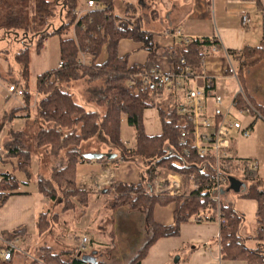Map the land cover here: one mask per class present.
Here are the masks:
<instances>
[{
    "label": "trees",
    "instance_id": "1",
    "mask_svg": "<svg viewBox=\"0 0 264 264\" xmlns=\"http://www.w3.org/2000/svg\"><path fill=\"white\" fill-rule=\"evenodd\" d=\"M79 0H0V31L20 37L30 34L35 38V51L39 53L44 39L50 36L59 37L60 56L63 62L39 74L36 78L35 116L40 122L32 141V149L26 142L29 139L24 128H9L2 143L3 160L16 162L14 170L24 173L29 179L28 168L32 163V150L41 151L43 157L51 158L48 175L39 173L36 184L38 193L48 201L60 206V212L81 206L79 214L83 215L89 202L88 192L77 188V167L85 159L84 153L99 150L85 149L102 135L108 147L104 153L115 154L117 161L136 157L142 165V181L139 183H111L105 188L109 195L108 207L114 209L122 203H129L132 209L143 208L146 212V225L149 237L137 254L127 264H140L149 247L161 237L175 236L179 233L182 223L186 222H218L219 234L215 240L219 244L222 260H241L247 264H264V252L250 249L240 234L244 217L234 208L233 202L227 198L229 191L224 187L222 199L215 200L212 194L217 184V176L226 181L230 177L244 184V192L239 196L256 201L255 212L257 235L261 237L264 226V188L262 179L256 170H251L247 159L225 157L221 164L216 165L213 153L201 154L194 145L189 134L185 148L178 145L183 129L192 131V124L186 116L178 112V103L170 102V97L178 98L175 90L169 92V98H163V89L155 85L153 79L145 85L141 76L152 68L154 57L160 54L168 60L175 71L183 67L181 60L196 71L202 66L203 57L214 48L221 50L217 41L209 38L193 37L188 42H179L170 48H159L153 42V33L142 29L131 22L130 14H115V0H89L96 7L77 16L74 12ZM88 1V0H86ZM263 26V1L255 0ZM133 8V6H130ZM60 19L56 26L53 21ZM73 27L74 38H62L64 29ZM264 36V30H263ZM142 42L148 51L144 64L129 66L126 55L118 54V42L121 39ZM92 56L90 64L79 62V54ZM105 54L102 62L97 60ZM225 54L231 61L235 75L242 89L256 112L264 118V109L253 102L246 94L244 87L245 70L253 65L264 63L263 46H243L239 50H226ZM1 57V51H0ZM14 59L19 67V78L13 84L19 85L27 103L30 92L28 88V65L30 57L28 48L16 52ZM10 73L9 70L6 74ZM12 74V71L11 73ZM139 75L135 77V75ZM0 77L4 78L0 69ZM9 78V76L7 77ZM84 80L88 83L100 82L87 88V102L95 106L87 109L78 103L67 89L70 83ZM135 80V85L129 82ZM237 106L243 107V95H236ZM148 108H156L161 125V133L147 135L144 131L143 112ZM27 109V104H26ZM18 111L12 110L4 114L2 122L10 121ZM125 117L135 132V144L127 147L120 140L121 117ZM102 152V150L100 151ZM108 159L102 157L95 161ZM175 174L180 177L182 195H153L149 187L159 175ZM0 207L7 198L17 193L19 180L11 172L0 173ZM174 203V219L171 225H161L154 221L152 210L155 205ZM58 213L49 209L37 215V233L43 235L49 231L52 223L57 220ZM26 230L18 227L5 232L0 237V253L8 250L9 243L24 237ZM13 250L11 249V255ZM37 264H98L85 262L74 252L54 253L47 245L37 249ZM11 262L0 256V264Z\"/></svg>",
    "mask_w": 264,
    "mask_h": 264
},
{
    "label": "crops",
    "instance_id": "2",
    "mask_svg": "<svg viewBox=\"0 0 264 264\" xmlns=\"http://www.w3.org/2000/svg\"><path fill=\"white\" fill-rule=\"evenodd\" d=\"M122 2L121 9L123 14L120 16H124L126 11L132 12L130 21L139 25L142 29L150 30L153 33V42L161 49L174 47L179 42H182L184 38L198 37L217 41L222 49L215 50L212 48L203 57L199 71L212 82L208 96L222 94L225 104L236 96L240 84L236 75L231 71L233 66L225 51L239 50L243 46H258L255 45L257 36L254 33L257 32L260 13L255 0H122ZM130 6H133V8ZM76 10L82 13L89 10L87 1L79 0ZM243 13H248L251 17V24L246 29L240 25V16ZM63 35H65V38H74V30L73 35L70 37L65 33ZM261 46L264 47V41ZM117 49L120 56L126 55L129 66L144 64L148 57V51L142 47V42H136L131 39H121L118 42ZM43 53H48L51 59L47 69L39 74L57 67L60 61L58 36L54 35L44 39L38 54L41 55ZM84 54L88 55L87 53ZM153 64L163 72H167L172 68L166 57L160 54V51L154 57ZM254 68L257 69L253 70ZM28 71H30V62ZM39 74L36 75V78ZM6 78L5 76L4 78L0 77V81H4L6 85L3 98L15 101L20 96L8 92ZM36 78L34 95H30L27 103L24 96L21 97L22 100L20 102H13L12 105L3 103L0 97L1 146L9 128L20 129L22 126L28 127L32 121H35L33 115L35 116L34 108L37 100L35 91ZM0 83L2 84V82ZM191 83L197 86L202 84L200 80L191 81ZM15 86L21 88L19 85ZM244 87L249 98L264 109V63H258L245 70ZM166 98H169L168 95H166ZM175 99L177 101V98L174 97H170L169 100L173 102ZM206 103L207 114L212 116L213 104L210 97L207 98ZM16 109L18 111L10 121L5 120L2 122L4 114ZM234 117L244 124L252 122L253 130L249 137H242L237 130L232 129L228 153L230 156L249 159L256 163V171L262 179V187L264 188V118L257 113L250 115L235 114ZM142 120L144 131L147 135L161 133V125L156 108L145 109ZM121 136L120 131L121 142L125 141L127 143L126 146L131 147L129 142ZM134 144L135 132L132 147ZM34 163H32L33 169L31 168L30 170V167L28 168L29 183L31 184L29 189L26 190L23 187L25 182L22 181V184L19 182L17 193L10 195L0 207V237L5 232L18 227H24L28 236H35L37 232V215L41 212V208H45L48 205V200L38 193L36 180L40 173V165L38 162ZM7 164L8 162L3 160L1 156L0 173L9 172ZM14 166L15 164L12 162V172H10L13 174L15 172ZM141 167V161L136 157L120 161L115 158L103 161L92 160L83 162L77 167V169L80 168L79 171L77 170V188L88 192L89 195L86 212L81 217L85 221L83 223L77 222V225L79 228L87 230V233H82L81 236L87 237L88 249L95 250L92 253L95 263L127 264L137 254L150 235L146 225L145 210L143 208L132 209L129 203H122L112 209L111 212L113 214L109 216L111 221H115V236H119V242H117V237L110 239L111 234L109 232L106 231V234H101L94 227L88 226L89 223L101 222L104 214L101 209L106 208L107 210L109 208L108 199L110 196L102 202L103 197L107 195L105 194V188L115 182L139 183L143 179ZM178 178L180 179V177ZM242 192H244V187H241L238 192L229 191L226 196L233 202L236 211L244 217L240 234L246 246L250 249H258L264 252V234L260 237L256 231V201L240 197L239 194ZM92 206L96 208L92 212L93 216H90V207ZM174 208V203L155 205L152 210L154 221L161 225H171L174 219ZM52 211L58 213L55 225L64 223L68 218V211L60 212V206L54 207ZM71 216L73 219L76 218L75 214ZM109 228H111L110 225L107 226V230ZM218 234V222L182 223L178 235L161 237L153 243L140 264H247L241 260H222L220 258L219 244L215 241L218 238ZM111 240L112 244L110 243ZM79 245L80 238H77L75 249H65L56 252L52 246H47L52 248L54 253L70 252L71 254V252H74L72 254L78 256ZM82 254L89 253L84 252ZM176 257L177 259L175 260ZM32 261L37 264L36 260Z\"/></svg>",
    "mask_w": 264,
    "mask_h": 264
},
{
    "label": "rangeland",
    "instance_id": "3",
    "mask_svg": "<svg viewBox=\"0 0 264 264\" xmlns=\"http://www.w3.org/2000/svg\"><path fill=\"white\" fill-rule=\"evenodd\" d=\"M123 5L122 0H115L114 1V13L118 14V15H122V9L121 6ZM54 22V24L56 26H58L60 24V19L59 18H55L54 20H51ZM253 25V24H252ZM63 33L67 34L68 37H70L71 35H73V30L72 27L69 29H64ZM61 35L62 38H65V35ZM255 36H257V42H255V45H262L263 41H264V37H263V26H262V19L260 16V19L258 21V25H257V32L254 33ZM74 36V35H73ZM262 41V43H261ZM28 48V53H29V57H30V71H29V77H28V88H29V92L31 95H34V86H35V78L36 75L39 74L40 72L44 71L47 69V67L50 64V59L51 57L49 56V54L47 53H43L41 55H39L38 53H36L35 51V38L32 37V35L27 34L25 35V37L20 36V37H15L12 34H5L3 33V31H0V51H1V57H0V69L2 71V74L7 79V85L9 86L12 82V80H15L17 78H19V67L14 59V55L16 52L20 51L21 49L24 48ZM80 59L84 62V64H90L92 56L91 55H85L84 53H82V55H79ZM105 58V54L102 53V55L99 57V59L97 60L98 63L102 62ZM263 63V62H261ZM2 65V67H1ZM257 68H254L253 70H256ZM8 73L6 74L7 72ZM1 80V79H0ZM2 82V84L0 83V97L2 98V102L3 103H7L8 105H12L13 102L17 103L20 102L22 100L21 96L15 100L12 101V99L10 100H5L3 98V96L5 95V89H6V85L4 81H0ZM94 85H100V82L97 83H88L84 80H80V81H76V82H72L69 84V86H67V89L73 94L74 99L84 105L87 109H94L95 106L89 102H87V98H88V93H87V88L90 86H94ZM191 85L194 86L193 83H191ZM222 95V94H221ZM223 97V95H222ZM29 112V111H28ZM236 112H234L235 114ZM34 114H35V110H34ZM33 117H35V121H32L31 124H29L28 127H24L22 126L21 128H24L29 139L27 140V144L33 149L35 147L34 142L32 141V138L35 134V132L38 130L39 126H40V122L38 121V119L36 118V116L33 115ZM121 120V125H120V131H121V137L123 139H125L126 141L129 142V146L132 147L133 141H134V129L133 127L129 126L126 123L125 117L123 116ZM2 141V139H1ZM106 147H108L107 142L105 141V139L103 138L102 135H99V137H97L96 140L92 141L88 147H85V149H87V151L89 150H99V152L102 150V153H104V150H106ZM2 159L4 158V155H1ZM51 161L50 156L49 157H43V155H41V151H34L32 150V163L35 162L34 164H36L37 162L40 165V173L44 176L48 175L47 173L49 172V163ZM12 162L14 164H16V162L14 160L9 161L8 160V164H7V169L9 170V172H12ZM30 164V170L31 168L33 169V164ZM143 164H141L142 166ZM141 169H143L141 167ZM78 171L80 170V168L77 169ZM15 176L17 177V179L19 180L20 184H22V181L25 182V184H23V187L26 188V190L29 189V187L31 186V184L29 183V179H27V177L24 175V173L19 172L18 170H15L14 172ZM162 178L163 175H159L157 178ZM109 198V195H105L102 199V202L106 199ZM100 202V203H102ZM59 205H56L55 203H52L50 201H48V205L45 206V208H41L40 211H47L48 209L50 211H52V209L54 207H57ZM79 208H81V206L77 205L75 207L74 210H70L67 212V219L64 221V223L60 224V225H55V222L52 223L51 228L49 229V231L43 235H38V233H35V236H24L21 239H15L12 240L9 243V247L12 248L13 250V257L11 255V257L9 259H7L8 261H10V264H35L32 260H37L38 258V252L37 249L42 246V245H50L53 247L54 251L59 252L61 250H65V249H75V244L77 242V238H80V243H81V239L83 236L82 233H87L85 231V229L83 228H79L77 225V222H84L85 219L81 218L82 215L79 214ZM96 207H90V216H93L94 210ZM112 209H107L103 208L101 209V212H104L103 217L101 222L96 223L93 222L92 224L89 223L88 226L90 225V227H94V229L101 233V234H106V231L109 232L110 235V239H114L115 237H117V242H119V236H115V230L116 228L114 227V223L115 221H111L110 219V215L113 214V212H111ZM53 212V211H52ZM55 213V212H54ZM72 214L76 215V218L73 219L72 218ZM114 220V219H113ZM113 224V225H112ZM111 228H109L107 230V226H109ZM89 233V232H88ZM118 234V233H117ZM86 237V236H85ZM87 238V237H86ZM110 243L112 244V240L110 241ZM114 244V242H113ZM80 246V245H79ZM85 247L86 249L82 252H88L89 255H92V253L95 252V250H91L90 248L88 249V242L85 243ZM36 248V250H35ZM80 251V248H78V253ZM7 252L6 249H3L2 252L0 253V256L2 258H4L5 253ZM13 258V259H12Z\"/></svg>",
    "mask_w": 264,
    "mask_h": 264
},
{
    "label": "built area",
    "instance_id": "4",
    "mask_svg": "<svg viewBox=\"0 0 264 264\" xmlns=\"http://www.w3.org/2000/svg\"><path fill=\"white\" fill-rule=\"evenodd\" d=\"M89 10L96 7L93 1H87ZM87 10V11H89ZM74 12L77 16H81L85 12ZM251 24V17L248 13H243L240 16V25L242 28L246 29ZM191 38H184V43L188 42ZM82 55V52L79 54ZM79 62L84 63L80 57ZM181 63L183 65L180 71H175L171 68L167 72H163L158 68H152L147 74L141 76L142 81L145 85H148L153 79L155 80V85L163 89V98L166 95L175 90L179 99L178 112L185 115L188 122L192 124V131L188 129H183L180 133L178 140V145L183 147L182 153L187 154L188 150L185 148L189 134L192 136L190 144L194 145L195 148L201 153L205 154L211 152L216 158V165L221 164V159L230 156L228 153V148L230 145V132L231 130H237L238 134L242 137H249L253 130V123L249 122L244 124L242 121L236 120L235 114H246L250 115L252 113L256 114V110L249 102L247 97L242 93L241 87H239L238 93L243 95L244 106L239 108L237 106L236 96L229 100L227 104L224 103L223 97L219 94H213L208 96L211 91V80L204 76L200 71H196L189 65L185 64L182 59ZM63 62L60 60L58 62V67L62 66ZM231 71L235 74L233 68ZM139 76L138 74L135 77ZM202 82L201 86L191 85V81ZM135 80H131L129 84L131 86L135 85ZM10 94L16 96H23L22 88L11 84L7 88ZM237 93V94H238ZM236 94V95H237ZM212 100V116L207 114V98ZM234 112H236L234 114ZM258 114V113H257ZM122 120V117H121ZM122 144L126 145L125 141ZM2 155V146L0 145V157ZM232 157V156H230ZM237 158V157H235ZM240 159V158H238ZM247 164L251 170H256L257 165L253 161L247 159ZM179 176L169 173L164 175L162 178H156L149 187V192L153 195L166 194L169 196L182 195L181 180ZM1 180V177H0ZM229 184V180L226 181L222 177L217 176V184L212 197L220 201L222 199V193L224 187ZM18 190V188H17ZM262 234H264V226L261 227ZM87 238L82 237L80 243V251L85 250V243ZM11 249L9 248L4 255V259H9L11 257Z\"/></svg>",
    "mask_w": 264,
    "mask_h": 264
},
{
    "label": "water",
    "instance_id": "5",
    "mask_svg": "<svg viewBox=\"0 0 264 264\" xmlns=\"http://www.w3.org/2000/svg\"><path fill=\"white\" fill-rule=\"evenodd\" d=\"M262 1H263V6H264V0H262ZM262 16H263V30H264V8H263ZM83 157L85 159H88V160H98L102 157H107L108 159H114L115 154L102 153V152H87V153L83 154ZM241 187H244V184L242 182H240L238 179H236L234 177H230L229 178V185H228L226 191L238 192ZM79 256L85 262L95 263V258L92 255H89V254L80 255L79 254ZM176 259H177V257L175 258V260Z\"/></svg>",
    "mask_w": 264,
    "mask_h": 264
}]
</instances>
